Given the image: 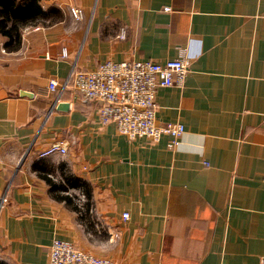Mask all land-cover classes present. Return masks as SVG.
I'll return each mask as SVG.
<instances>
[{
	"label": "crops",
	"instance_id": "1",
	"mask_svg": "<svg viewBox=\"0 0 264 264\" xmlns=\"http://www.w3.org/2000/svg\"><path fill=\"white\" fill-rule=\"evenodd\" d=\"M37 2L19 43L0 32V264H47L55 239L125 264H260L264 0ZM175 59L184 86L156 95L157 119L185 128L173 149L119 135L63 88L108 61ZM55 143L67 152L43 156Z\"/></svg>",
	"mask_w": 264,
	"mask_h": 264
},
{
	"label": "built area",
	"instance_id": "2",
	"mask_svg": "<svg viewBox=\"0 0 264 264\" xmlns=\"http://www.w3.org/2000/svg\"><path fill=\"white\" fill-rule=\"evenodd\" d=\"M75 18L79 10H72ZM127 28H121L120 38H125ZM189 73V61L168 60L164 63L153 60L108 61L92 71L71 73L63 88H71L86 102H102L99 118L103 126L113 124L119 135L129 140L147 139L153 144L164 136L171 138L173 149L185 133L180 123H162L157 119V91L161 88L179 87L185 84ZM60 84L49 83V90L56 92ZM67 149L60 143L51 145L43 156L65 154ZM128 219V214H123ZM47 264H125L110 258L87 253L72 242L55 239L48 249ZM264 264V256L260 259Z\"/></svg>",
	"mask_w": 264,
	"mask_h": 264
},
{
	"label": "trees",
	"instance_id": "3",
	"mask_svg": "<svg viewBox=\"0 0 264 264\" xmlns=\"http://www.w3.org/2000/svg\"><path fill=\"white\" fill-rule=\"evenodd\" d=\"M44 16L45 14L37 0H34L32 3L25 6L18 0H1L0 32L8 40L17 44L21 40V32L18 30L19 24H35ZM45 179L55 190L58 189L57 185L52 180H50V178L45 177ZM67 181L71 186L76 187L77 184L73 182V179L68 178ZM61 189L64 191L65 187H61ZM59 199L64 200L67 203L71 202V198H69V196L66 194Z\"/></svg>",
	"mask_w": 264,
	"mask_h": 264
},
{
	"label": "water",
	"instance_id": "4",
	"mask_svg": "<svg viewBox=\"0 0 264 264\" xmlns=\"http://www.w3.org/2000/svg\"><path fill=\"white\" fill-rule=\"evenodd\" d=\"M93 102L98 104L99 106L102 105V102H100V101L95 100ZM67 109H69L68 104H63V103H60L59 101H57L55 103V105L53 106V110H56V111H63V110H67Z\"/></svg>",
	"mask_w": 264,
	"mask_h": 264
}]
</instances>
